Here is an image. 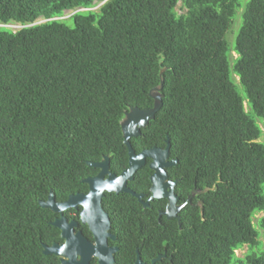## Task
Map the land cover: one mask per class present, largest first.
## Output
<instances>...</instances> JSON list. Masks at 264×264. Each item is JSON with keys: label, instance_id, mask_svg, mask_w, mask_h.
Returning a JSON list of instances; mask_svg holds the SVG:
<instances>
[{"label": "trees", "instance_id": "obj_1", "mask_svg": "<svg viewBox=\"0 0 264 264\" xmlns=\"http://www.w3.org/2000/svg\"><path fill=\"white\" fill-rule=\"evenodd\" d=\"M154 96L160 109L131 145L168 139L179 203L196 195L178 222L158 220L166 200L145 208L107 193L122 228L117 264L137 248L145 260L167 255L156 264H264V215L254 223L264 214V0H0V264L53 263L42 251L54 215L39 202L82 191L98 172L87 163L105 156L120 175L125 113L152 110ZM151 174L143 166L129 188L149 197Z\"/></svg>", "mask_w": 264, "mask_h": 264}, {"label": "water", "instance_id": "obj_2", "mask_svg": "<svg viewBox=\"0 0 264 264\" xmlns=\"http://www.w3.org/2000/svg\"><path fill=\"white\" fill-rule=\"evenodd\" d=\"M154 98L156 104L152 110L132 108L129 112L125 113L121 128L123 142L127 147L128 167L123 170L120 175H115L110 171V160L108 156H105L100 162L87 163L89 167L100 170L97 176L87 178L84 181L90 187L88 196L78 194L76 196H71L65 203H57L54 193L50 192L47 201L39 202L42 208L49 209L53 212H61L68 207H75L77 203L84 204L83 219L89 222L97 243L92 245L80 235L71 236V234H69V236H67L63 230L62 236L67 239V242L60 246L57 244H54L52 247L43 245L42 252L44 255L54 254L66 257L67 260H63L62 264H90L92 258H97L99 264H115V253L118 249L109 248L107 245L106 239L108 234L106 230L109 228V221L101 207V200L105 196V193H115L117 195L121 193L130 194L136 198L143 207H148L151 201L166 199L168 204L166 212L163 214L168 219L173 218L174 213L180 211L184 207V205L177 206L179 198L174 191L177 181H170L167 177V169L177 164L176 160L169 159V140H166L167 146L165 149L154 147L143 150L140 153L135 152L130 142L132 138L141 135V129L145 128L149 121L154 119L155 114L159 111L162 103L161 97L154 96ZM147 160H151L149 168L154 171V174L150 177L152 185L150 189L152 194L151 198L143 202L144 195L134 192L128 187V183L134 179L136 172L146 164ZM194 193L195 191H193V195ZM193 195H191V197ZM62 221V218L57 219L52 225L62 228ZM162 258L163 257L157 258L153 264H155L156 261H160ZM136 264H142L139 257Z\"/></svg>", "mask_w": 264, "mask_h": 264}, {"label": "flooded vegetation", "instance_id": "obj_3", "mask_svg": "<svg viewBox=\"0 0 264 264\" xmlns=\"http://www.w3.org/2000/svg\"><path fill=\"white\" fill-rule=\"evenodd\" d=\"M162 149V148H161ZM146 150V149H145ZM143 151V150H142ZM140 153V152H139ZM170 157V156H169ZM170 159V158H169ZM171 160V159H170ZM149 161V162H148ZM151 163V160H147L146 161V164H148V167H149V164ZM144 165V166H145ZM177 165V164H176ZM175 167V166H174ZM94 169H97V168H94ZM110 169V168H109ZM150 169V168H149ZM170 169V168H169ZM167 169V177H168V180L170 181H177V180H171L170 179V176H169V173H168V170ZM98 172L93 175V176H89L87 178H93L95 176L98 175V173L100 172L99 169H97ZM151 170V169H150ZM111 171V170H110ZM152 171V170H151ZM114 174V173H113ZM154 174V171H152V174L150 175V177ZM116 175V174H115ZM150 177H149V180H150ZM83 179L82 180V183L85 184L84 188L82 191H78L76 193H71L68 195L67 199L65 200H61V201H58L56 200L55 198V201L57 203H65L67 202L71 196H76V195H84V196H88L89 193H90V187L87 183H85L84 181L87 179ZM151 183V181H150ZM129 184V183H128ZM152 186V185H151ZM129 187V186H128ZM151 189V187H150ZM151 191V190H150ZM174 191H175V187H174ZM193 191H195L194 195H193ZM151 193V192H150ZM106 194L105 193V196L102 198L101 200V207H102V210H103V213L105 215H107V218H108V221H109V228L108 230H106L107 234H108V237L106 239V242H107V245L109 248H117L118 251L115 253V256L118 252H120V244H119V240H120V236L118 234L119 230L122 229L121 226L117 225L115 226L116 223H114V214L113 212L110 210V209H107L105 204H104V200L106 199ZM144 195V198H143V202H146L148 199L151 198V195L149 197L146 196L145 193H142ZM176 194V193H175ZM177 195V194H176ZM191 195H193L191 197ZM196 195V190H192L191 193L189 194L187 200L185 203H179L180 202V197L178 196L179 200L177 202V206H183L184 207L180 210V211H177L174 213V217L171 218V219H177L178 222H180V213L182 212V210L187 206V205H190L192 204V200L194 199V196ZM48 199V198H47ZM47 199L45 201H47ZM160 200H166V199H160ZM190 200V202H189ZM138 201V200H137ZM156 201H159V200H154V201H151L149 203V206L148 207H152V204H154ZM167 201V200H166ZM139 202V201H138ZM167 204H168V201L164 207L163 210L159 209L158 210V220L160 221L162 217H166L163 213L166 212V208H167ZM142 205V204H141ZM196 205H199L196 204ZM147 208V207H145ZM84 209H85V205L82 204V203H77V205L75 207H68L64 210H62L61 212H53V215H54V218L53 220L50 222V225L52 227H54L56 230H57V234L55 236V240L52 241V244L48 247H52L54 244H57V245H64L66 242H67V239L66 238H63L62 234H63V230L65 231V234L67 236H69V234H71V236H77V235H80L82 238H84L88 243L94 245L97 243L96 239H95V236H94V233L92 232L91 228H90V225H89V222L87 221H84L83 219V212H84ZM62 218L63 221L61 222L62 223V228H58V227H55L52 225V223H54L57 219H60ZM167 218V217H166ZM168 219V218H167ZM180 224V223H179ZM114 237V238H113ZM136 259L134 260V262H131V263H127V264H136L137 261H138V257L140 259V261L142 262V264H153V262L159 258V257H163V258H166L167 255L166 254H160L158 255V257H155V258H151L150 260H145L144 258H142L140 252H139V249L137 248L136 249ZM47 256H50L52 258V261L53 263H50V264H62V261L63 260H67L66 257L64 256H58V255H54V254H48ZM79 258V257H78ZM80 259V258H79ZM158 261H156L157 263ZM123 264H126V262H122ZM155 263V264H156ZM90 264H99L98 262V259L97 258H92ZM115 264H117V261L115 260Z\"/></svg>", "mask_w": 264, "mask_h": 264}, {"label": "rangeland", "instance_id": "obj_4", "mask_svg": "<svg viewBox=\"0 0 264 264\" xmlns=\"http://www.w3.org/2000/svg\"><path fill=\"white\" fill-rule=\"evenodd\" d=\"M247 1L248 0H246V2ZM178 11H179V13H182V11L180 9ZM69 15H71V13H67L68 17H69ZM243 17H244L243 9L237 10L235 18L233 20L234 23H233L231 29L229 30V32L227 34V42H228V45H229L230 50H231V52L229 54V62L231 64V69H233L235 61L238 58V54L236 53V40H237L238 33H239L240 28H241L242 23H243ZM235 78L237 80H235ZM232 79H233L234 83L237 85V88H238L239 92L241 93V95L246 97L245 89H244L243 85L241 84V82L239 81L240 78L237 75L233 74ZM245 107H246L247 111H250V107L248 106L247 102L245 103ZM259 123H260L261 128L264 130V124H262L261 122H259ZM263 134H264V132H263ZM263 134H262V137L260 139V142H262L264 144V135ZM263 215H264L263 213L256 214V216L254 217V223H257V220L259 218H261ZM262 240H264V238ZM247 252H248V247L245 246L242 249L237 251V255L239 257H243Z\"/></svg>", "mask_w": 264, "mask_h": 264}]
</instances>
